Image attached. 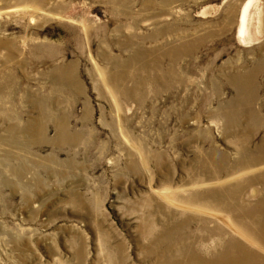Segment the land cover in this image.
I'll use <instances>...</instances> for the list:
<instances>
[{"label": "rangeland", "instance_id": "374dc122", "mask_svg": "<svg viewBox=\"0 0 264 264\" xmlns=\"http://www.w3.org/2000/svg\"><path fill=\"white\" fill-rule=\"evenodd\" d=\"M245 2L0 0V264H153L183 222L218 246L167 196L264 144V0L240 37Z\"/></svg>", "mask_w": 264, "mask_h": 264}, {"label": "bare ground", "instance_id": "6f19581e", "mask_svg": "<svg viewBox=\"0 0 264 264\" xmlns=\"http://www.w3.org/2000/svg\"><path fill=\"white\" fill-rule=\"evenodd\" d=\"M44 2L45 0H41V4ZM251 4L252 0H247L244 6H241L239 24H237V35L240 37H243L246 31V14ZM245 36L247 37V35ZM183 47L184 46H179V49ZM174 52L175 49L165 54L172 56ZM61 70L63 69L60 67V70H57V75L64 76L63 73H60ZM130 78L131 77H129V79ZM108 80L110 85H112L111 87L115 89L116 85L111 82V79ZM59 81L65 83L60 77ZM138 83L139 82H134L133 80L132 88L137 87ZM243 84L245 83H242V85ZM242 85L237 86L238 91L243 88ZM42 100L43 99L37 97L36 103L40 104ZM64 129L63 124L59 123L57 134L60 138H58L59 140L64 139ZM250 139L251 136L249 135L242 138L241 143H239L237 147V155L240 156H238L237 162L233 163L236 164V168L227 172L223 181L220 180V172L215 171L205 181L195 180L188 184L193 187V189L190 191L188 190L189 192L187 193L185 192L186 194L184 193V196L179 195L180 193H177L178 195L171 194L167 196L169 197L168 200L171 202H181L185 208L190 207L197 210H208L205 213L211 216L210 219L212 223L214 222V225H212L211 228L205 227L206 230L204 231H215V234L218 233V235L223 237L219 240L218 246H213V248L210 246V250L198 251L196 248L197 245L187 241L188 239L186 237L189 236L180 230V227L185 225V222L174 224L172 226L174 229L171 227L172 229L170 228L160 237V242L164 243V248L161 247L162 250L160 251V255H157L153 264H264V144L250 147L248 146L250 144ZM203 169L206 168L203 167ZM253 170L257 171L253 172ZM207 185L219 188V190L211 191L200 189V187L204 186L203 188H205ZM253 199L254 202H251ZM225 213L226 215H224ZM206 219L208 221L204 220L205 222L212 224L208 217ZM220 223L225 227L221 226ZM192 238L194 241L195 236H192ZM202 239L203 238L199 237L198 241H203Z\"/></svg>", "mask_w": 264, "mask_h": 264}]
</instances>
